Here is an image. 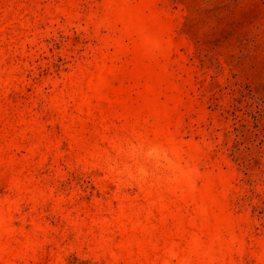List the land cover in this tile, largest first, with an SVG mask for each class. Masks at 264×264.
<instances>
[{
	"label": "rangeland",
	"instance_id": "374dc122",
	"mask_svg": "<svg viewBox=\"0 0 264 264\" xmlns=\"http://www.w3.org/2000/svg\"><path fill=\"white\" fill-rule=\"evenodd\" d=\"M0 264H264V0H0Z\"/></svg>",
	"mask_w": 264,
	"mask_h": 264
}]
</instances>
